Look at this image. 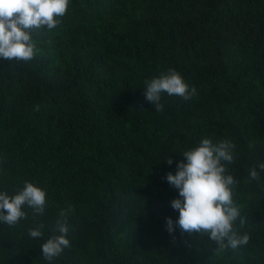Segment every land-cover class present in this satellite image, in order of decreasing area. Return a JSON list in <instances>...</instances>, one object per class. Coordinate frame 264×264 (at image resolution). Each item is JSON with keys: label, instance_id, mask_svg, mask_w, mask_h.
<instances>
[{"label": "trees", "instance_id": "1", "mask_svg": "<svg viewBox=\"0 0 264 264\" xmlns=\"http://www.w3.org/2000/svg\"><path fill=\"white\" fill-rule=\"evenodd\" d=\"M31 36V60L0 58V192L28 181L47 203L0 222V264H264V172L249 176L264 163V0H70ZM168 69L197 95L164 93L157 112L144 81ZM203 139L235 145V227L249 235L219 255L207 236L167 230L179 193L166 176ZM69 205L71 247L46 260Z\"/></svg>", "mask_w": 264, "mask_h": 264}, {"label": "clouds", "instance_id": "2", "mask_svg": "<svg viewBox=\"0 0 264 264\" xmlns=\"http://www.w3.org/2000/svg\"><path fill=\"white\" fill-rule=\"evenodd\" d=\"M70 0H0V58L5 60H31L36 54V45L31 33L34 30L54 29L66 15ZM145 99L152 103L155 111L162 112V94L178 96L188 101L197 95V89L190 87L175 69H168L159 76L144 81ZM235 145L228 140L212 143L203 139L198 146L183 152V159L177 162L175 174L169 172L167 182L178 190L179 197L171 201L173 210L179 212L173 221L167 218L169 233L179 227L182 233H198L207 236L217 245L215 254L227 249L236 250L247 245L249 235L240 234L235 222L241 218L240 210L234 203L233 193L237 181L228 173L226 164L234 160ZM173 163L171 157L165 160ZM249 171L251 180L259 181L260 172H264V163ZM47 203L46 192L33 183L25 181L23 188L15 195L0 192V222L14 226L21 219H27L25 206L32 209L33 218L42 216ZM71 205L62 209L57 220L59 235L47 239L40 249L43 257L51 261L64 249L70 248L67 238L69 228L67 218L72 211ZM43 225L28 229L33 239L40 238Z\"/></svg>", "mask_w": 264, "mask_h": 264}]
</instances>
